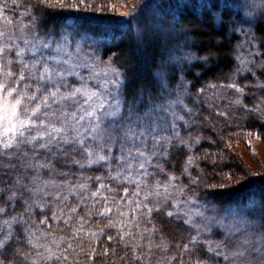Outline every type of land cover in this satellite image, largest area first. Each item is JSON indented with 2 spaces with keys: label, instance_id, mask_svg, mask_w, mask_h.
Wrapping results in <instances>:
<instances>
[{
  "label": "snow or ice",
  "instance_id": "snow-or-ice-1",
  "mask_svg": "<svg viewBox=\"0 0 264 264\" xmlns=\"http://www.w3.org/2000/svg\"><path fill=\"white\" fill-rule=\"evenodd\" d=\"M16 2L12 0V3ZM84 3L85 0H80L81 5ZM92 3L94 0H89V6ZM7 6V0H0V21H3L0 24V249L12 239L14 223L31 225L35 231L24 228L30 250L19 253L23 262L67 264L69 250L75 252L73 243L69 241H83L86 237L96 241L98 236L106 235L105 228H108L117 230L116 236L123 248L131 250L132 262L149 264L151 249L156 247L167 251V244L163 241L157 245L149 243L147 251L137 252V248L145 246L138 241L133 243L136 235L131 226L135 225L139 231L136 213L143 209L140 216L149 223L155 212L160 216L181 219L195 231L188 243L177 245L183 248V253L190 254L193 248L203 245L212 256L222 258L224 264H264V231L261 230L264 225L253 224L238 211L220 212L195 195L180 199L187 185L178 184L180 177L165 172L158 162L160 158L168 157L169 149L176 146L174 141H179L189 151L200 142L199 137L185 140L179 134L178 121L185 127L190 126L180 113L184 112L190 118L194 115L193 109L184 102V98L190 95L187 83L182 80L173 90L161 77L158 81L160 92L155 99L149 97L145 102L141 92L129 101L124 95L126 74L115 66L111 58L103 62L94 53H86L83 47L86 41H76L75 35L67 29L40 36L34 27L26 31L27 26L21 24L14 31H9L7 25L13 22L4 15L3 9ZM103 7L111 8L112 5ZM78 10L76 4L67 9L69 12ZM121 15L127 16L128 13ZM247 63L241 60L242 68L230 78L232 82L208 84L197 89V93L230 88L238 94L231 104L247 107L240 99L244 88L235 82L236 75L245 70L243 66ZM81 68L87 70V75L79 72ZM69 76L75 77L79 84H70ZM89 80L95 83L90 85ZM255 87L264 88V83L258 82ZM194 100L199 103V96ZM249 111L261 113L264 109L256 105ZM217 115L225 117L227 114L221 111ZM246 143L251 148V140L246 139ZM211 155L214 154L206 152L205 158ZM219 156L221 163L225 162L224 153H219ZM153 158H156V163H153ZM61 161L69 168L72 165L79 169L100 165L108 174L84 176L81 173L73 181L70 179L72 172L57 169L56 163ZM212 162L216 163L215 160ZM149 166L167 179L150 181L155 173L148 170ZM193 166L199 168L196 157L189 155L181 175H188L191 184H198L200 178L190 174ZM106 180L122 187L119 199L117 189L112 183H105ZM89 181H95V190H91ZM129 186L133 187L131 193ZM73 198L76 202L69 206ZM18 202L22 203L23 211L9 214L8 209H15ZM149 202L152 207L148 206ZM53 207L55 211L51 216L44 212V209ZM36 209L42 216L38 224L32 219ZM82 209L85 212L83 216L79 215ZM122 209H130L132 218L128 219L129 212ZM207 212L212 215H206ZM91 216L104 218L107 223L96 230L85 231L84 225ZM50 219L63 223L70 235L55 236ZM39 225H48L49 230H42ZM213 227L223 230L224 239L218 242L202 240L201 234L211 233ZM144 232L159 233L160 228L153 224ZM41 237L48 239L41 242ZM126 237L130 239L126 240ZM113 239L114 236L107 235L108 241ZM63 244L66 247H62ZM77 247L87 260L97 264L117 253L115 248L108 247L97 252L91 244L90 251L80 244ZM127 256L126 251L118 259L128 264ZM176 259L175 256L168 257V264ZM76 264H79L78 260ZM156 264H162V261ZM180 264H185V261L181 259ZM191 264H204V261L196 259Z\"/></svg>",
  "mask_w": 264,
  "mask_h": 264
},
{
  "label": "trees",
  "instance_id": "trees-1",
  "mask_svg": "<svg viewBox=\"0 0 264 264\" xmlns=\"http://www.w3.org/2000/svg\"><path fill=\"white\" fill-rule=\"evenodd\" d=\"M238 1L141 0L140 3L127 12V16L120 18L96 15L93 13V7H95L97 2L89 6V0H85L83 5L80 4V0H67L62 3L41 2V0H17L16 3H12V0H7L8 6L3 9V12L7 19L13 22L11 25H7L9 31H14L21 24L27 26L26 31L34 27L36 34L40 36H46L49 33L55 34L67 29L76 38H83L86 41L93 42L102 58L112 57V62L115 66L126 74L125 97L130 101L142 91L144 100L147 102L149 97L155 99L159 92V86L153 71L163 69V66H160L159 63L163 59V50L167 48L165 45L169 47L181 45L197 57L196 60L184 64L182 68L183 76L190 85V91L203 88L211 83L227 84L232 82L230 78L240 66L237 57L241 38L240 31L242 26L246 24L241 9L237 7ZM72 4H76L79 10L67 11ZM82 8L87 9L89 13L85 10L83 11ZM113 9L117 8L114 7ZM147 9H150L149 14H147ZM113 14L111 13L110 15ZM155 15L160 16L161 24L166 25L171 22L172 29L177 32L175 36L168 38L165 43L154 36L153 32L155 29L147 26L149 19H153ZM248 23H250L251 35L257 54L250 69L242 73L239 72L235 77V82L241 87L247 88L241 96V100L247 106H252L264 101V88L255 87L258 82L264 83V13ZM0 24H3V21H0ZM134 25L140 27L139 42L141 45L147 44V47L145 48L144 45L141 51L138 50V38L133 32ZM76 33L79 34L76 35ZM150 37H155L157 41L154 44L152 41L150 43ZM151 44H153L152 47H150ZM138 51L139 53H137ZM146 59L150 60L149 63L146 62ZM141 62L148 66L144 73L136 71L137 65H140ZM132 71L136 75H131ZM75 81L74 77L69 76L68 82L70 84H76ZM199 105L202 104H197V106ZM242 108L244 107L240 109ZM199 121H202L200 125H191L187 132L182 124L179 127L183 131V138L189 140L190 137H199V144L192 146L191 151H189L179 141H174L176 146L169 149L168 157L160 158L158 162L165 172L173 173L180 177L177 183L187 185L186 193L195 195L198 199L208 202L219 209H236L243 213L246 218L255 219L259 221V225H264V178H257L259 177L258 175L254 179L248 180L247 178L244 181H235L232 185L230 182H226L225 174L229 172H236L235 174H237L240 171L242 175L241 170H243V167L241 166L243 165L240 162H233L235 164L231 166L227 164L229 163L227 159L226 162L221 163L220 157H216V154L221 152L224 155L233 156L226 150L224 145L228 138V127L233 130H254L264 133V117L249 111L245 107L238 115H235L232 121L223 122L222 127L218 131L214 130V124L201 119ZM206 152L214 155L207 158L205 156L199 157ZM189 155L196 157V163L199 166V168L193 166L190 169L192 177L200 178V183L198 184H191L188 175H181L184 161ZM76 158H80L78 154ZM236 159L238 160L237 157ZM213 160L216 161L215 164H213ZM155 161L157 162V160ZM56 167L60 171L72 172L73 175L70 179L73 181L81 173L84 176H107L108 174L106 169L100 165H93L91 168L85 169H79L77 166L72 165L69 168L61 161L56 163ZM200 169L203 171L201 172ZM149 171L155 173L153 177L149 178L150 181L153 179L161 181L167 179L165 175L159 173L151 166ZM57 179L61 178L57 177ZM105 183H112V186L117 189V199H119L122 187L107 180ZM89 184L91 185V190H95V181H89ZM132 190L133 187L129 186V193ZM75 202L74 198L71 199L69 206L75 204ZM148 206L152 207L153 205L149 202ZM122 210L129 212L128 219L132 218L130 209ZM21 211H23V205L19 202L15 209H8L9 214ZM52 211H55L54 207L44 209V212L49 216H51ZM141 211L143 209L138 210L136 213L140 222L139 231H137L135 225L131 226V231L136 235V241H133V243L138 241L140 245L145 246L137 248V252L147 251L146 245L149 243L157 245L163 241L167 244V251L156 247L151 249L152 254L149 256V264H156L157 261H162V264H168L167 258L172 256L177 257V259L172 260L171 264H179L180 260L185 258L189 260L188 264H191L196 259L204 261V264H224L222 258L212 256L203 245L193 248L190 254L183 253V248L177 247V245L182 246L188 243L189 237L196 234L181 219L160 216L154 212L153 217L150 218L151 223H149L147 219L140 216ZM79 215H85L83 209L79 211ZM27 218V215H25V219ZM41 218L40 210H34L32 219L38 224ZM88 220L89 222L84 225L85 231L89 229L96 230L98 226L103 227L107 223L106 219L96 216H91ZM97 221H99V224L96 223ZM49 224L52 225L51 231L55 236L70 235L68 227L63 223L50 219ZM153 224L160 228L159 233L144 232L145 228H152ZM25 227L35 231V228H32L31 225H21L19 223L12 225V239L6 241L5 247L0 249V262L2 264H22L23 257L19 253L30 250V245L27 243L26 233L24 232ZM39 228L45 231L49 230L48 225H39ZM126 230L128 229L126 228ZM261 230L264 231V228H261ZM116 231V229L105 228L106 235L98 236L96 241H92L87 237L83 241L79 239L69 241L73 243L75 252L69 250L70 259L67 264H76V260L79 261V264H97L96 261L87 260V257L80 252L77 244L89 251L90 244L96 248L97 252L101 251L102 247L115 248L117 250L115 256L109 255V257L103 258L99 264H112L113 261H115V264H125V261L119 260L118 257L124 255L126 251L128 252L126 257L128 264H135V262L130 260L131 250L123 248L122 242L116 236ZM107 235H112L115 239L108 241ZM141 235L143 239H141ZM212 237L220 238V233L215 232ZM47 239L41 237V242H46ZM125 239L130 238L126 237ZM201 239L206 240V238ZM61 246L66 247V244ZM23 264H28V262H23Z\"/></svg>",
  "mask_w": 264,
  "mask_h": 264
},
{
  "label": "rangeland",
  "instance_id": "rangeland-1",
  "mask_svg": "<svg viewBox=\"0 0 264 264\" xmlns=\"http://www.w3.org/2000/svg\"><path fill=\"white\" fill-rule=\"evenodd\" d=\"M66 2L67 0H46V2L49 3H62ZM141 0H94V3H96L95 7H93V13L96 15H102V16H112V17H124L121 15V13H127L131 9H133L138 3H140ZM104 2V3H103ZM111 4L112 7H104L103 5ZM99 7V11H97V8ZM115 11L113 10V8ZM237 7L241 9L243 19H245L246 24H244L241 28L240 31V44L237 50V57L239 61V69L242 68L241 60L247 61L248 63L244 65L243 67L245 70L240 71L242 73L243 71H247L250 69L251 64L255 61V55L257 54V51L255 49V44L252 39L251 35V27L250 23L254 19H256L260 14L264 13V0H239L237 3ZM83 9V8H82ZM87 11V9H83V11ZM150 9H147V14H149ZM111 13H114L113 15H110ZM147 26L150 28L155 29L154 30V36L162 41L166 42L168 38H172L177 34L176 31L172 29L171 22L168 24L164 25L161 24L160 22V16L155 15L153 16V19H149ZM139 28L138 26L134 25L133 27V32L138 38V43H139V51L144 47H147V44L144 43V45H141L139 42ZM19 34V33H17ZM155 37H150L149 41L153 42V44L157 41ZM76 41H86L83 38H76ZM187 39V38H186ZM75 43V42H74ZM150 47H152V45ZM84 50L86 53H94L96 57L99 58L100 61L103 62H108L109 58L112 57H105L102 58L100 55V52L97 50L95 44L90 41H86V43L83 44ZM165 50H163V59L160 61L159 65L163 66V69H157L153 71V75L156 79V82L160 80L161 77L167 82V86L169 89H175L177 85L181 83V81H185L187 83V90L189 92V96L184 98L185 104L193 109L194 115L190 118L186 113L181 112V115H184L185 120L189 121V127H185L183 122L178 121V128L180 127V124H182L185 127V131L187 132L191 125L196 126L200 125L202 121L205 120L206 122H210L215 125L216 131L219 130V128L222 127V123L226 121H232V119L235 117V115H238L244 108L240 109L241 106H235L231 104V101L237 98V93L230 88H224V89H218V90H208L204 94H198L197 90L195 91H190V85L188 84V81L184 78L183 73H182V68L184 67V64L191 62L192 60H196L197 57L194 56L193 53L188 52L185 48H183L181 45L179 46H172L169 47L165 45ZM139 51L137 53H139ZM187 57L186 59L184 57ZM141 58V56H140ZM149 59H146V62L149 63ZM178 61V62H177ZM147 63V64H148ZM148 69V66L144 65V63L141 62L140 65H137L136 71L138 73H144ZM79 72L81 74L87 75V70L86 69H79ZM136 73L133 71L131 72V75L134 76ZM173 77H172V76ZM69 78V77H68ZM75 78V77H74ZM76 79V78H75ZM76 84H79V81H75ZM88 83L94 84V81L89 80ZM212 84V83H211ZM159 87L158 91L160 92V84H157ZM219 85V84H217ZM200 89V88H199ZM247 90V88H244V92ZM144 91V90H143ZM142 92V91H141ZM140 92V93H141ZM159 92L157 93V96L159 95ZM215 93V95H214ZM167 95V93H165ZM199 96L200 102L195 103L194 98ZM241 99V96H240ZM190 100V101H189ZM197 104H202L197 106ZM242 104H244V101L242 100ZM211 105V107H209ZM259 105L261 109H264V101L258 102L255 105L252 106H247L248 110L253 108L254 106ZM225 112L227 115L225 117H221L217 115L218 112ZM256 113V112H254ZM196 114V116H195ZM260 116L264 117V112L257 113ZM195 116V117H194ZM197 118V119H196ZM235 121V120H234ZM229 133H228V138L225 141V148L226 150L231 153V155H224V161L226 162V159L229 163L228 165L233 164V162L237 163L240 162L243 165V170L241 172L244 174L241 175L240 171L237 172H229L228 174H225L224 177H226V182H230L233 185V182L235 181H244L248 178L249 179H254L258 175L259 177L257 178H264V133H260L254 130H233L228 127ZM231 133H236V135H229ZM245 133H252L250 136H245ZM179 134L183 138L184 134L181 128H179ZM257 134L259 135V138H257ZM186 140V138H183ZM247 140H251V148L246 143ZM226 145H228L226 147ZM253 150H255V155L253 154ZM113 155L116 153V149L114 148L113 150ZM216 157H220L219 154H216ZM205 156V153L201 154L199 157ZM212 156V155H211ZM235 156V157H234ZM238 158V160L236 159ZM155 158H153L154 160ZM156 160V159H155ZM153 161V163H156V161ZM234 163V164H235ZM233 164V165H234ZM150 167V166H149ZM226 168V167H225ZM149 170V169H148ZM244 171V172H243ZM233 174V175H231ZM254 176V177H253ZM173 194H175V191L173 190ZM187 196H193L191 194H188L184 192L181 196L180 199H184ZM197 198V197H196ZM198 199V198H197ZM200 200V199H198ZM202 202H205L203 200H200ZM209 207H215L218 209L220 212L224 211H238L233 208H225V209H219L216 206L210 205L208 202H206ZM239 212V211H238ZM241 213V212H240ZM206 215H212L211 212H207ZM241 215L244 216L243 213ZM245 217V216H244ZM246 218V217H245ZM253 224L259 225V221L253 219L251 220L250 218H246ZM197 222H199V218H197ZM215 232L220 233V238L212 237ZM201 238H206V240H212V241H221L224 239L223 235V230L220 229L219 227H213L211 233H202ZM185 261V264H188L189 260L188 259H183ZM180 264V262H179Z\"/></svg>",
  "mask_w": 264,
  "mask_h": 264
}]
</instances>
